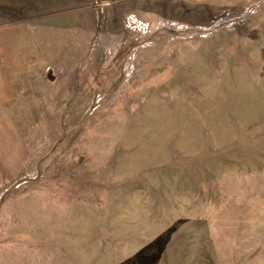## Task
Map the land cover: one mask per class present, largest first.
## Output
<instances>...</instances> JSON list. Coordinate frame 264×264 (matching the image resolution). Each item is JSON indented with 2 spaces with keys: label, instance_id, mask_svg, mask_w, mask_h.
Masks as SVG:
<instances>
[{
  "label": "rangeland",
  "instance_id": "obj_1",
  "mask_svg": "<svg viewBox=\"0 0 264 264\" xmlns=\"http://www.w3.org/2000/svg\"><path fill=\"white\" fill-rule=\"evenodd\" d=\"M0 5V264H264V0Z\"/></svg>",
  "mask_w": 264,
  "mask_h": 264
},
{
  "label": "crops",
  "instance_id": "obj_2",
  "mask_svg": "<svg viewBox=\"0 0 264 264\" xmlns=\"http://www.w3.org/2000/svg\"><path fill=\"white\" fill-rule=\"evenodd\" d=\"M24 31L25 25L19 21L0 23V112H8L7 107L10 105L18 106V98L25 92L27 95L26 90L40 89V85L35 82L41 81V77L36 78L35 75L24 71L26 66L31 65L27 52L20 51L27 49L26 42L20 36Z\"/></svg>",
  "mask_w": 264,
  "mask_h": 264
},
{
  "label": "built area",
  "instance_id": "obj_3",
  "mask_svg": "<svg viewBox=\"0 0 264 264\" xmlns=\"http://www.w3.org/2000/svg\"><path fill=\"white\" fill-rule=\"evenodd\" d=\"M129 22H130V24H131L132 26L139 27V28H141V29H143V30H145L146 27H147V25H146L144 22H142V21H140V20H137V19H135V18L129 20Z\"/></svg>",
  "mask_w": 264,
  "mask_h": 264
}]
</instances>
